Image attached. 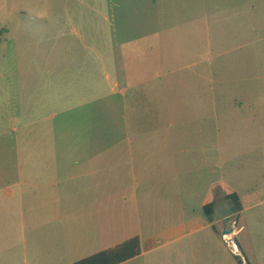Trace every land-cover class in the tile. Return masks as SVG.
Masks as SVG:
<instances>
[{"label":"crops","instance_id":"1","mask_svg":"<svg viewBox=\"0 0 264 264\" xmlns=\"http://www.w3.org/2000/svg\"><path fill=\"white\" fill-rule=\"evenodd\" d=\"M163 1L166 4L158 5V0H150L147 6V57H117V73L105 69L102 50L97 48L103 47L102 37L98 45L97 33L94 39L79 33L75 24L80 27L81 15L69 4L58 8L65 23L51 25L43 63L33 71L13 69L15 111L6 132L0 133L11 142L1 152L0 264H73L88 257L76 255L89 243L99 247L89 256L119 245L103 246L97 213L104 197V175L128 169L138 174L134 188L139 180L147 191V211L168 205L158 217H147L158 222L160 230L140 239L135 258L147 254V264H264V87L257 84L264 81V74L256 73L251 78L256 86L239 88L232 103H223L229 89L216 88L214 59L201 72L200 57H166L163 50L161 37L167 28L178 32L186 25L194 31L198 26L201 0ZM217 1L219 5L216 0L210 5L207 0L202 13L255 14L257 21L242 44L256 46L251 57H243L246 63L256 62L254 57L264 54L258 48L264 46V0L251 5L248 0ZM114 8H121L120 2L112 4L113 13ZM89 9L107 21L102 7ZM100 24L90 29H102ZM83 25L87 28L88 23ZM175 75L177 80L172 79ZM244 106L253 111L250 121L259 133L251 137L255 138L251 152L239 149L240 160L234 162L233 143L248 137L233 136L229 124L226 129L227 110L242 112ZM25 184L52 193L26 200L21 194ZM216 188L224 190V199L236 193L242 205L237 216L229 209L220 224L213 214L209 221L203 210L214 203ZM193 201L199 210L185 214L182 208ZM173 206L181 208H169ZM233 222L239 255L223 239L224 229L230 230ZM27 228L33 239L37 230L51 244L44 248L42 242L28 254Z\"/></svg>","mask_w":264,"mask_h":264},{"label":"rangeland","instance_id":"2","mask_svg":"<svg viewBox=\"0 0 264 264\" xmlns=\"http://www.w3.org/2000/svg\"><path fill=\"white\" fill-rule=\"evenodd\" d=\"M117 1L120 2L121 8H114L113 13L111 7ZM182 1L188 2L189 0ZM214 1L211 0L210 5H214ZM237 1L246 2L245 0ZM253 1L248 0L249 5ZM83 2L84 0H81L80 3L76 0H0V30H2L0 34V72L4 73L3 75H1L2 72L0 73V133L6 132L9 118L15 111L17 89L16 79L14 81L12 77L13 69L17 67L18 70L33 71L37 68V64L43 63L44 58L47 57L49 36L53 32L50 33L53 30L51 25L55 22L62 25L65 23L62 14H58L59 7L69 4L73 13H80V27L78 24L75 26L81 35L86 34V39H94V35L97 33L99 45L102 37L103 47L102 49L100 46L97 48L99 51L102 50V57L105 58V69L109 73L118 72L117 57H147V8L150 7L148 6L150 0H85L86 6ZM163 3V0H158V5H163ZM96 5L98 8L102 7L107 21L103 22L99 17H95L94 11L89 9L90 6ZM208 5L207 0H201L200 19L198 26L194 28V31L192 30L193 35L190 27H186V25L178 32L170 27L163 31L161 37L165 40L163 50H166V57H200L197 71L201 72L206 71L214 59L216 88L224 89L227 87L229 89L228 95H223L221 101L232 103L239 88L256 86V81L251 80V78H254L256 73L264 74V54H260V57H254L257 59V63L249 59L247 63L243 61V57H251V49L256 48V46L246 47L242 41L243 38L248 37V31L257 19L252 13L245 15L202 13L206 11L205 8ZM215 5H219L217 0ZM100 21L103 24L102 29L97 31L90 29L91 25L99 27ZM84 23H88L87 28L83 25ZM39 40L41 43L38 42ZM86 42L95 46L90 41L86 40ZM74 47H77V42ZM258 48L264 50V46H258ZM79 49L81 48L78 45L77 50ZM175 69H179V64L175 66ZM175 77L176 75L172 79L177 80ZM257 84L264 87L262 86L264 81H257ZM200 85L206 86L207 83L201 82ZM227 111L226 129H228L229 124L233 136L246 135L248 137V141L233 143L235 149L232 156L236 162L240 160L238 158L239 149L242 152H251L255 141V138L251 137L259 132L254 122L250 121V114H253L250 108L244 106L242 112L234 108ZM244 116L247 117L244 118ZM220 128H224L222 123H220ZM9 139L10 137L6 134L0 135V164L2 163V150H7L6 145H11ZM107 156L110 154L105 156V165L108 161ZM236 156L237 158H235ZM249 160L250 158L247 159L248 163ZM127 168L128 166H125L123 171H127ZM218 171L219 168L217 167L216 177H218ZM23 177L25 179L26 177L30 178L27 173H23ZM135 177L138 178V174L130 173L129 169L128 173L117 175L107 173L104 175V197L97 213L98 225L99 223L102 225L104 233L103 246L112 242L120 244L132 236L138 237V235L140 236L138 238L143 240L148 234L160 230V224L147 220V217L149 216L151 219L158 217L161 210L166 209L168 205L150 207L147 211V206L144 204V200L147 199V191L142 190V184L139 180L136 181L137 188H134ZM107 178L109 180L106 182ZM223 192L224 190L216 188L211 197L214 201L213 218L216 224H220L221 218L229 214V205L222 196ZM50 193L52 190H33L30 184H25L21 194L24 199L29 200L35 196L47 198ZM135 202L137 203L135 204ZM195 208L199 210L193 201L190 204L186 203L182 210L188 214ZM28 229L25 231L24 246L28 254L32 247L40 248L42 242H44V248L46 243L51 244L50 241H45L43 234L40 235L37 230L33 239L30 236L31 229L29 231ZM47 231L51 230L47 229ZM92 234L93 232L90 233L91 236ZM97 248L99 247H93L89 243L82 253L76 256H89L90 252L97 250ZM129 264H147V254L131 260Z\"/></svg>","mask_w":264,"mask_h":264},{"label":"trees","instance_id":"3","mask_svg":"<svg viewBox=\"0 0 264 264\" xmlns=\"http://www.w3.org/2000/svg\"><path fill=\"white\" fill-rule=\"evenodd\" d=\"M2 30H0L1 34ZM1 42V36H0ZM225 200L229 205L230 212L237 214L242 210L240 199L236 193H230L225 196ZM203 210L209 219L212 221V214L214 211V203H208L203 207ZM217 230L216 227H213ZM140 254V239L135 236L132 237L114 248L100 251L96 254L88 256L82 260H79L73 264H121L129 261Z\"/></svg>","mask_w":264,"mask_h":264},{"label":"built area","instance_id":"4","mask_svg":"<svg viewBox=\"0 0 264 264\" xmlns=\"http://www.w3.org/2000/svg\"><path fill=\"white\" fill-rule=\"evenodd\" d=\"M236 227H237L236 223L233 222L232 228L230 229V233L223 234V239H224L227 247L230 248L231 252L234 253L235 255H239V251H238L237 245L235 243V236H236V232H237Z\"/></svg>","mask_w":264,"mask_h":264},{"label":"water","instance_id":"5","mask_svg":"<svg viewBox=\"0 0 264 264\" xmlns=\"http://www.w3.org/2000/svg\"><path fill=\"white\" fill-rule=\"evenodd\" d=\"M228 233H230V230L224 229L223 234H228Z\"/></svg>","mask_w":264,"mask_h":264}]
</instances>
